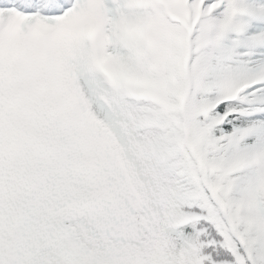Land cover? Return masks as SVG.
Listing matches in <instances>:
<instances>
[{
  "label": "snow or ice",
  "instance_id": "snow-or-ice-1",
  "mask_svg": "<svg viewBox=\"0 0 264 264\" xmlns=\"http://www.w3.org/2000/svg\"><path fill=\"white\" fill-rule=\"evenodd\" d=\"M0 264H264V0H0Z\"/></svg>",
  "mask_w": 264,
  "mask_h": 264
}]
</instances>
